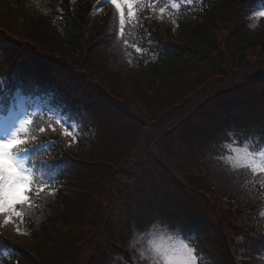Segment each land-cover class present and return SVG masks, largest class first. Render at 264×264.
Masks as SVG:
<instances>
[{
	"label": "trees",
	"instance_id": "16d2710c",
	"mask_svg": "<svg viewBox=\"0 0 264 264\" xmlns=\"http://www.w3.org/2000/svg\"><path fill=\"white\" fill-rule=\"evenodd\" d=\"M147 1L149 4H156L155 8L162 3V0ZM248 1L241 0L245 4ZM231 3L232 0H216L215 3H209L207 7L199 9L201 14L193 21L183 16L179 17L177 38L179 34L184 33L185 36H188L186 40L180 42L178 46L173 44H167V47L164 46L161 52L155 55L152 63L148 62V64L146 61L141 60L142 64H148L147 66L154 75L149 81L147 89L155 95L154 89H159V93H162L166 87L176 86L178 82L181 85L193 79V74L197 75L198 83H212L215 81L214 78H210L206 82L202 81L210 77V74L215 75V78H218L217 83H215L216 86L212 88V91L215 92L212 93L214 97L211 101L199 105V113L203 115V109L201 108L206 105L213 109V102L215 101L220 112H223V108H227L228 113H236L233 116L235 125L251 120L253 128L249 132V137L263 141L264 106H259L256 111H253L252 107L246 104L240 106L239 103L229 102L228 99L232 100L234 96L237 98V91L242 92V79L248 80L250 83L254 81L264 84V63H259L255 66L258 69H255L251 65L246 66L241 62L244 56L255 51L257 39L262 40L259 44H261V52L264 54V30L260 32L245 31L240 35H231ZM88 4V0H78L72 7L67 0H37L33 6L29 7L22 0H0V44L9 49H17L19 38L24 36L30 43L35 42L40 45L45 53L60 52L64 53L66 58L74 55L76 62L77 58L81 56L82 40L85 38V42H90L92 38L88 32L86 37L82 39L83 31L74 20L68 18L70 13H74L82 19ZM188 15L195 14L189 11ZM98 19L99 17L94 18L91 25L95 21L98 24ZM158 19L159 15L155 11H149L146 19L141 16L139 22L141 36L149 43L156 41L159 43L161 40H158V38L164 36L169 41L177 40V38L173 39L168 27L157 23ZM56 25H59V29L54 28ZM102 26L103 22L100 21L97 30L101 29ZM218 33L219 35H217ZM243 43H247V46L241 47ZM221 47H225L224 49L232 56L231 60H226L220 53ZM235 54L239 56L237 61H234L233 56ZM27 58L29 59L28 62H33L31 56ZM178 69H181V76ZM93 72L96 73L97 69H94ZM204 73H207V75H202ZM256 74H259L260 77H256ZM53 75L67 84H74V81L75 84L79 82L73 77L74 74L62 65L54 67ZM115 85L113 86L114 91L125 96L124 91L126 90L119 84ZM93 87L96 88L97 86ZM94 88H89V91H95L99 99L109 106L110 102L106 94ZM135 89L136 93L146 103L151 102L150 94L141 82H135ZM206 90L209 91V89ZM205 94H207V91H198L195 95L196 98H199L205 96ZM184 99V95H181L178 101L183 103ZM222 119L227 118L221 117L220 121L210 123L211 127L225 125ZM221 143L222 140L219 134L216 133L211 144L206 147V151L209 153L202 155L199 160V173L206 176L213 175L216 178L215 187L211 189L208 198L211 199L212 195L224 196L225 199H228V202H232V206L244 205L242 206L243 211H253L249 205L262 199L258 197L261 181H258L257 177L253 176L250 169L247 168H232L231 174L227 173L230 172L229 167L221 166L216 152V147ZM208 144V138L206 137L201 147L203 148ZM67 153L73 154V151L65 149L61 145H56L52 150V155L59 156ZM101 153V147H93L86 153L78 151L81 158L95 154L94 158H98ZM96 174L98 180L106 183L105 188H102V192H109L112 187V180H108L103 172L97 171ZM58 180V182L65 184L70 192L58 190L53 196L43 195L41 200L36 201L37 212L35 216L27 219L28 233L26 235L11 234L12 230H8V234L14 241H18L23 245L27 243L31 245L27 251L31 254L32 264H37L39 261L44 263L48 258L57 255L59 251H65L69 239L80 234L81 226L87 223L90 218H96L97 212L100 211L98 210L99 205L91 198L95 197L92 194L93 192L87 190L78 193L79 190L92 187V185L84 182L82 177L75 180L71 177L61 176ZM253 185L256 186V190L252 188L250 191L248 188ZM219 213L213 211V215L216 217ZM247 217L244 222L239 223L234 222L235 216L232 217V222L228 221L226 225L217 222L218 228L207 224V222L205 223V225H209L210 230L205 232L203 237L208 247L215 250V264H239L253 255L251 250L256 249V246H254L256 242L253 237L249 235L240 236L235 240V244L231 243V237L235 235L234 233L245 229V225L258 231V234L261 235L260 222L262 220L255 213ZM210 232L213 233L210 234ZM257 242H260V239ZM236 244L239 253H232L230 250L235 248ZM240 253H243L244 256H241Z\"/></svg>",
	"mask_w": 264,
	"mask_h": 264
},
{
	"label": "snow or ice",
	"instance_id": "6c2138e0",
	"mask_svg": "<svg viewBox=\"0 0 264 264\" xmlns=\"http://www.w3.org/2000/svg\"><path fill=\"white\" fill-rule=\"evenodd\" d=\"M104 0H98V3ZM112 5L115 12V20L117 23V38L122 39L125 33L126 25L131 24L137 19V13L140 8L144 7L141 0H107ZM191 3L192 0H187ZM149 7H153L149 5ZM173 9H178L180 5L173 3ZM165 12L164 7L159 8V13ZM258 17H264V11L256 13ZM175 23V19L172 21ZM128 41L125 39L124 44ZM135 47V46H133ZM140 52V48H136ZM57 123L60 120L57 119ZM31 124L30 119L21 117L17 120L16 125L10 130L9 134L4 138H0V214L4 215L5 223H8L12 217L21 218V211L17 210V206H31L30 193L34 187L39 191L45 190V184L38 183L34 180L32 170L27 168L19 156L20 152L25 151L23 147L28 141L26 138V125ZM44 132V128L40 129ZM65 135L76 139L74 132L65 131ZM34 139V138H33ZM232 155L228 156V161L233 168L250 169L253 176L264 177V151L254 152L247 147H233ZM261 190H264V179L260 182ZM49 189V192H53ZM264 216V212L260 213ZM19 232L20 229L17 228ZM152 259L155 264H197L198 257L196 250L190 247L183 240H178L172 244L163 242H153Z\"/></svg>",
	"mask_w": 264,
	"mask_h": 264
},
{
	"label": "rangeland",
	"instance_id": "374dc122",
	"mask_svg": "<svg viewBox=\"0 0 264 264\" xmlns=\"http://www.w3.org/2000/svg\"><path fill=\"white\" fill-rule=\"evenodd\" d=\"M217 35H219V33ZM257 50H255L254 52L248 53L246 55V57L247 58L264 57V54L260 53ZM252 61L253 60H248L249 63H252ZM202 75H207V73H204ZM211 75L212 74H210V77L206 78L205 81L210 79V78H213L215 76V75H212V76ZM193 76H194L193 79L182 83L180 86L176 87L174 85L175 87L174 86L166 87L163 91L164 92L163 96L159 97L158 99H154L152 102H150L148 104L136 105L134 103V101L131 99V97H129L127 95L123 97L124 100L127 101L128 105L132 106L136 110L135 113L138 116V118L140 119L138 122L144 121V119L149 117L150 115L152 117H155V118L150 120L152 122L147 123V127L145 129H143V130L141 129L138 133L135 132V135H137L138 138L136 139L132 149L130 150L131 153H134L135 151L141 149L144 145H146V143L148 141H150L151 139L156 137L157 134L159 133L158 131L161 130L163 127L166 126V128H168V126L170 124H172L176 121H179L181 118H183L187 113H189L195 107L196 103L200 102L203 98H208V95L201 96L199 98H195V94L198 92V89H196V86L198 85L197 84L198 79H197V75L193 74ZM217 78L218 77L215 78V81L212 82L210 84V86H216L215 83H217V81H216ZM189 86L191 87V90H187L186 92H184V95L186 96L185 97L186 104L185 105H178L179 104L178 92L184 90L185 88H187ZM261 90H262L261 88H256L257 92L255 90H252L249 93H246L244 91H242V92L237 91V93L240 94L243 99L248 100L250 102L251 106L257 107L260 105V102H261L259 99V96H258V93ZM20 105L21 104H18V106H20ZM144 109L146 111H144ZM213 110H214V113L219 111L215 101L213 102ZM11 111L12 110H10V112ZM39 111H40V108L33 110V112H39ZM202 112H203V115L201 118L209 119L211 116V113H212V109L209 105H206L203 108ZM11 114H13V113H11ZM57 114H58V112H57ZM199 118H200L199 116H197L195 118V123L198 121ZM26 119H28V117H26ZM169 128H171V127H169ZM178 128H179V126H177L176 128L172 127L173 130L170 134H168L165 143L171 142L172 140L175 139L176 136H177V141H179L178 139L187 140L185 137V134L183 132H179L183 128L177 131ZM165 129H163V130H165ZM0 132H2V128H0ZM5 136L6 135H0V138H4ZM132 137H133V133L131 131L130 133L127 134V138H130L132 140ZM239 137H240L239 134L234 133L233 135H231V138H235V139H237V141L239 140ZM121 143H122V147L125 148V139L121 138ZM187 145L192 147L191 143H187ZM162 148L164 149L165 145ZM231 155H232V152H231ZM175 158L179 159V160H185V159L179 158L178 155H176ZM167 162H168V167H169V165L171 166V167H169L171 169V172L174 171L175 174L182 181H184V182H181V185L184 186V183L187 181V177L183 176L181 174V172L185 171L183 168H181V162L182 161L173 162V160H168ZM173 164H175V165H173ZM149 169H151V171L153 172L152 179L155 178L157 180V183H158V181L161 179V177L158 176V173L155 169H153V168H149ZM159 169L161 170V172H163L162 167H160ZM138 176L140 179H139L136 187H139L140 185H142V183L144 181H148V179H147L148 175L138 174ZM171 176L172 175L169 173L168 177L171 178ZM152 179L148 181L149 186L147 187V190L146 191L143 190V193L140 195L146 196V194H147V197H150V194H152L156 191H160V190L165 191V186L164 187L158 186L157 183L152 184ZM164 181L167 182V181H169V179H166V180L164 179ZM135 182H136L135 179L131 180L132 184ZM177 182H178V178H174V182H172L170 185H173ZM195 185L197 187L196 181H194V187H195ZM201 187L208 189L207 185L202 186L201 183H199L198 188H201ZM198 188H195V189L192 188L195 195H197V193L199 192ZM181 191H182V188H181ZM122 197L127 198L128 196L123 195ZM214 197H215V199H217L219 201L220 204H221V201L224 199V198L222 199L221 196H217V195H215ZM182 200H184V197ZM121 202H124V200H122ZM232 205H233L232 202H230V206H232ZM236 206L241 208L240 205H236ZM194 209H196L198 212H201V213L206 211L203 209H197V208H194ZM125 213L126 212H124V214ZM208 215L211 218L218 220V215H217V217L214 216L212 213H208ZM154 218H157V217H153L152 219H154ZM237 218H239V217H237ZM123 220H124V222L122 224H124L126 222L125 220H127L125 216H123ZM130 220H132V216H130ZM239 220H241V218H239ZM156 223H158L161 227L155 225V226L151 227V229L148 231V233L145 231L140 232L139 233L140 239L134 243H131V246L138 250V249H141V246H139L137 244L142 242V245H144V243L146 241H148L150 243L151 249H152L153 242H163L166 244L174 243L172 241V239L174 238L173 235L170 234V232H169V235H167V230H166L164 225L163 226L161 225V221L159 219H157ZM141 226H143V225H141ZM127 236H128L127 233H123L119 237V239L120 238H121V240L123 239L122 244L127 245ZM178 240H180L179 237H175V241H178Z\"/></svg>",
	"mask_w": 264,
	"mask_h": 264
},
{
	"label": "clouds",
	"instance_id": "9594fccd",
	"mask_svg": "<svg viewBox=\"0 0 264 264\" xmlns=\"http://www.w3.org/2000/svg\"><path fill=\"white\" fill-rule=\"evenodd\" d=\"M25 164V163H24Z\"/></svg>",
	"mask_w": 264,
	"mask_h": 264
}]
</instances>
